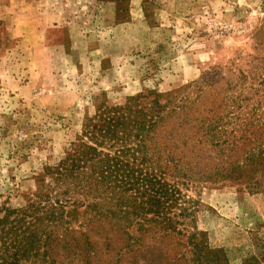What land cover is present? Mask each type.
<instances>
[{"label":"rangeland","instance_id":"1","mask_svg":"<svg viewBox=\"0 0 264 264\" xmlns=\"http://www.w3.org/2000/svg\"><path fill=\"white\" fill-rule=\"evenodd\" d=\"M263 18L264 0H0V201L33 190L102 103L197 87L210 102L206 77L264 54ZM181 191L191 215L144 264H194L191 236L204 264H264V191Z\"/></svg>","mask_w":264,"mask_h":264},{"label":"trees","instance_id":"2","mask_svg":"<svg viewBox=\"0 0 264 264\" xmlns=\"http://www.w3.org/2000/svg\"><path fill=\"white\" fill-rule=\"evenodd\" d=\"M254 38L264 49V18ZM245 67L206 77L218 86L207 104L197 87L192 100L150 93L84 117L34 189L0 201V264H141L147 240L191 215L181 188L264 191V54Z\"/></svg>","mask_w":264,"mask_h":264}]
</instances>
